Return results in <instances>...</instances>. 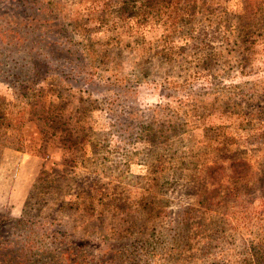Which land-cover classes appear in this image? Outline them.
Wrapping results in <instances>:
<instances>
[{
	"label": "rangeland",
	"instance_id": "rangeland-1",
	"mask_svg": "<svg viewBox=\"0 0 264 264\" xmlns=\"http://www.w3.org/2000/svg\"><path fill=\"white\" fill-rule=\"evenodd\" d=\"M0 264H264V0H0Z\"/></svg>",
	"mask_w": 264,
	"mask_h": 264
}]
</instances>
